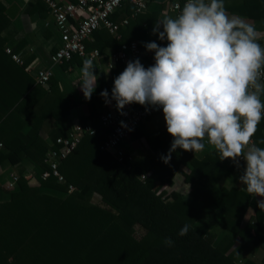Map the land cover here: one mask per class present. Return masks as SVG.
Instances as JSON below:
<instances>
[{"label":"trees","instance_id":"trees-1","mask_svg":"<svg viewBox=\"0 0 264 264\" xmlns=\"http://www.w3.org/2000/svg\"><path fill=\"white\" fill-rule=\"evenodd\" d=\"M127 5L134 15V6ZM227 10L259 22L264 0H243ZM19 13L0 0V169L16 167L19 175L14 191L0 186V264H258L245 251L264 246V211L245 185L224 186L235 171L229 159L221 161L215 149L202 159L177 149L165 163L162 157L173 140L167 130L156 132L149 139L151 153L130 165L101 151L109 130L94 104L105 101L100 95L105 89L111 98L114 79L127 65L121 64L111 85L98 81V94L89 101L93 112L79 122L92 124L97 134L85 137L61 163L65 181L42 179L51 147L42 133L54 142L68 136L76 106L55 85L47 94L38 90L43 86L27 70L33 57L20 65L6 53L4 34ZM145 62L154 65V56ZM39 101L41 108L35 107ZM27 108L31 112L25 115ZM262 140L264 117L251 141L264 148ZM29 174L37 186L30 184ZM249 210L255 217L245 222ZM185 224L189 231L180 236ZM168 237L172 246L164 243Z\"/></svg>","mask_w":264,"mask_h":264},{"label":"clouds","instance_id":"clouds-1","mask_svg":"<svg viewBox=\"0 0 264 264\" xmlns=\"http://www.w3.org/2000/svg\"><path fill=\"white\" fill-rule=\"evenodd\" d=\"M153 34L167 46L147 43L154 65L129 61L114 79L111 98L107 89L100 93L106 104L115 100L122 115L133 103L162 108L173 137L165 163L177 149L198 153L207 143L221 161L230 158L239 167L243 158L240 182L253 198L264 197V148L251 143L264 114V47L255 26L230 17L224 0H187L175 18L156 20ZM95 68L93 58L82 61L79 86L88 101L97 86ZM257 204L264 210V200ZM189 227L178 234L186 235ZM164 243L174 241L168 237Z\"/></svg>","mask_w":264,"mask_h":264},{"label":"crops","instance_id":"crops-1","mask_svg":"<svg viewBox=\"0 0 264 264\" xmlns=\"http://www.w3.org/2000/svg\"><path fill=\"white\" fill-rule=\"evenodd\" d=\"M5 6L13 8H19L20 13L13 21V28L5 32L4 36L8 39L7 48H11L13 52L17 55H20L23 62L33 57V60L28 64L27 70L30 75L35 79V68H52L54 75L51 79L50 84L47 87H41L38 90L45 91L47 94L48 90L51 89L52 85L56 86L57 91L60 94L66 95L67 99L71 104L76 106L71 111V128L77 122H80L82 118H87L91 114V106L89 101L85 99L84 94L79 86L81 82V68L82 61L84 59H77L73 64L63 63L61 65H54L51 62V56L59 49L61 44L60 35L56 27L55 17L50 13L49 8L45 0H1ZM62 3H65L64 0H60ZM243 0H224L225 9L227 14L231 16H237L247 23L253 24L256 28L258 39L261 41V46L264 47V18L259 22H254L249 17L240 15L237 13H232L227 10L232 5L239 4ZM130 5H125L119 9L115 16L114 20L118 24H122L124 20L129 21V25L121 27L120 34L123 37V42L134 41L139 44V47L142 51V56L139 59L145 60V58H151L155 55L154 52H150L146 49L145 45L149 42H156L159 45H162L164 41L159 39L158 34H153V28L156 23V20L163 19L166 16H170L169 4L167 3L165 7L152 5L149 12L140 14L135 17L131 12ZM264 17V16H263ZM174 18V16H173ZM161 27V31H162ZM121 43L111 35L107 30H100L95 33L92 38L88 41L89 51L98 50L102 54L101 60L94 62L95 65V74L98 77V81H104L106 85H111L113 82L114 74H117L123 65L127 63H120L113 68L109 67V58L110 56L117 52L120 49ZM146 63V62H145ZM121 64H123L121 66ZM145 68L151 66L150 63L143 64ZM33 69V70H32ZM54 83V84H53ZM37 84V82H36ZM39 85V84H37ZM98 89L92 95L94 98L98 94ZM47 91V92H46ZM50 91V90H49ZM53 93V92H52ZM57 93V92H56ZM45 94V96H46ZM50 96V94H48ZM91 98V99H92ZM262 102H264V96H261ZM38 108L43 107V102L39 101L35 103ZM138 106L140 104L137 103ZM31 107L34 104L30 105ZM94 107L96 108L95 113L102 115L103 113L113 110L116 107V102L111 101L110 104H106L105 101L98 100L95 102ZM125 107H132V104L126 105ZM28 111L31 112V108L25 113L28 114ZM48 127V131H49ZM167 130L166 121L164 119V114H160L154 118L146 120L137 130V136L132 137L129 141L124 143V148L127 153L137 161L146 155L151 153L149 146V139L153 138L154 134L159 131ZM71 131V129H70ZM69 131V132H70ZM43 138L50 142V146L54 143L51 140L47 131H43ZM253 144V142L251 141ZM210 145L205 144V149L202 152L192 154L198 158L202 159L205 157L206 153L210 150H213ZM230 162L235 166V171L233 175L224 181V186L229 189L236 187L241 189L243 184L240 182L239 177L243 174L246 167V161L243 158H240V166L237 165L229 158ZM26 169L31 170L32 165L26 164ZM17 172L16 167L6 166L0 169V186L3 185L10 179V174ZM32 186H37V184H31ZM188 198V196H187ZM258 201L264 200V197L257 196ZM264 211V210H263ZM255 217V212L249 210L245 222H252ZM264 235V230L263 233ZM245 252H250L246 255L254 256L255 259L259 262L258 264H264V246L257 247L256 245L250 246Z\"/></svg>","mask_w":264,"mask_h":264},{"label":"built area","instance_id":"built-area-1","mask_svg":"<svg viewBox=\"0 0 264 264\" xmlns=\"http://www.w3.org/2000/svg\"><path fill=\"white\" fill-rule=\"evenodd\" d=\"M45 1L50 13L55 17L61 42L59 49L51 56L52 64L61 65L72 61L74 57L81 59L91 57L94 62L101 60L100 51L88 50V41L100 30H107L118 41H121L120 49L109 58L110 68L141 58L142 51L139 44L134 41L123 42V37L120 34L121 27L128 26L129 21L124 20L122 24H118L113 20V16L127 4L134 6L135 16L146 13L150 10V0H64L65 3L60 0ZM186 2L187 0H167L169 12L173 14L174 18L180 14ZM164 43L167 46L166 40ZM6 53L17 64L23 65L22 57L15 54L11 48H6ZM53 75L54 72L50 67L35 68L36 82L40 86L47 87ZM123 112L122 115L115 108L101 115V125L109 130V134L100 148L119 163L130 165L135 159L127 153L123 146L124 143L132 138L136 129L146 120L162 114L163 110L162 108L146 109L145 106L140 105L137 108L125 107ZM96 134L97 130L92 124L77 122L72 126L68 136L57 138L47 152L45 163L49 165V170L43 173L42 179L49 180L54 177L58 182L63 183L65 178L60 171L61 163L75 152L85 137ZM142 178L145 179V176ZM27 179L30 180V184L38 185L37 179L32 174H29ZM18 182L19 175L13 172L3 188L6 191H14ZM71 190L74 188L71 187Z\"/></svg>","mask_w":264,"mask_h":264},{"label":"rangeland","instance_id":"rangeland-1","mask_svg":"<svg viewBox=\"0 0 264 264\" xmlns=\"http://www.w3.org/2000/svg\"><path fill=\"white\" fill-rule=\"evenodd\" d=\"M166 4H167V3H165V4H158V3H156L155 1H152L151 6H150V10H151L152 5H154V7H155V6H156V7H157V6H160V7L162 8V7H165ZM148 12H149V11H148ZM170 14H171L170 16L173 17V14H172V13H170ZM179 179H180V178H179ZM98 199H99V198L97 197L96 200L98 201ZM137 231H138V232H141L139 229H138Z\"/></svg>","mask_w":264,"mask_h":264},{"label":"water","instance_id":"water-1","mask_svg":"<svg viewBox=\"0 0 264 264\" xmlns=\"http://www.w3.org/2000/svg\"><path fill=\"white\" fill-rule=\"evenodd\" d=\"M158 4H165L167 3V0H154Z\"/></svg>","mask_w":264,"mask_h":264}]
</instances>
